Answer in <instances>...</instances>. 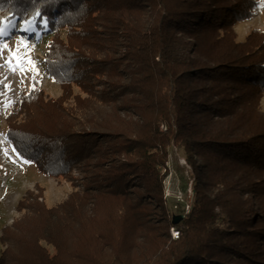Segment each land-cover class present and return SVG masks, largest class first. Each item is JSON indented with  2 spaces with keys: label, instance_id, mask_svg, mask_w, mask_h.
Returning a JSON list of instances; mask_svg holds the SVG:
<instances>
[{
  "label": "trees",
  "instance_id": "obj_1",
  "mask_svg": "<svg viewBox=\"0 0 264 264\" xmlns=\"http://www.w3.org/2000/svg\"><path fill=\"white\" fill-rule=\"evenodd\" d=\"M257 5L0 0V23L47 18L44 64L63 89L20 90L6 136L73 187L52 206L27 189L0 264H264V31L238 40L235 28ZM171 146L194 177L177 221Z\"/></svg>",
  "mask_w": 264,
  "mask_h": 264
},
{
  "label": "rangeland",
  "instance_id": "obj_2",
  "mask_svg": "<svg viewBox=\"0 0 264 264\" xmlns=\"http://www.w3.org/2000/svg\"><path fill=\"white\" fill-rule=\"evenodd\" d=\"M26 20L31 21L32 33L20 30L25 27ZM5 25L9 34L0 36V236L2 228L21 215L17 204L27 189L36 191L39 185L40 201L48 206L64 200L73 189L70 181L45 175L35 163L24 159L6 136V116L20 90L39 84L48 98H57L63 89L44 64V53L50 39L47 18L36 22L34 17L21 20L13 16L2 20L0 27ZM235 28L238 40H245L254 29L264 31V0H258L252 17L238 22ZM66 32L62 29L63 37ZM5 44L7 47H3ZM74 88L76 92L79 90L77 85ZM261 105L264 110V96ZM163 172L166 174L163 181L165 196L177 221L183 216L182 209H191L194 198L192 168L181 149L171 146L168 171L163 169ZM174 231L176 234L177 230L171 228L172 236ZM4 248L0 241V254Z\"/></svg>",
  "mask_w": 264,
  "mask_h": 264
},
{
  "label": "snow or ice",
  "instance_id": "obj_3",
  "mask_svg": "<svg viewBox=\"0 0 264 264\" xmlns=\"http://www.w3.org/2000/svg\"><path fill=\"white\" fill-rule=\"evenodd\" d=\"M36 15H40L39 12L36 13ZM25 24V27L21 28L20 30L21 31H29V27L31 26V21H25L24 22ZM45 24H46V21H45ZM9 33L7 31V25H5L4 27H0V36H7ZM21 43H23V41H21ZM3 47H7V45L5 44ZM29 63H31V61H29Z\"/></svg>",
  "mask_w": 264,
  "mask_h": 264
},
{
  "label": "built area",
  "instance_id": "obj_4",
  "mask_svg": "<svg viewBox=\"0 0 264 264\" xmlns=\"http://www.w3.org/2000/svg\"><path fill=\"white\" fill-rule=\"evenodd\" d=\"M174 230H176L175 228H173ZM177 233L175 234V231L173 232V237H178L179 236V232L178 231H176Z\"/></svg>",
  "mask_w": 264,
  "mask_h": 264
},
{
  "label": "bare ground",
  "instance_id": "obj_5",
  "mask_svg": "<svg viewBox=\"0 0 264 264\" xmlns=\"http://www.w3.org/2000/svg\"><path fill=\"white\" fill-rule=\"evenodd\" d=\"M29 33H32L33 32V27H32V25L29 27V31H28Z\"/></svg>",
  "mask_w": 264,
  "mask_h": 264
}]
</instances>
